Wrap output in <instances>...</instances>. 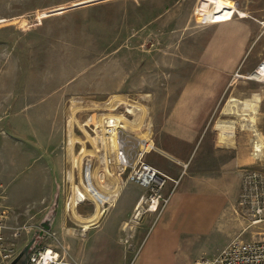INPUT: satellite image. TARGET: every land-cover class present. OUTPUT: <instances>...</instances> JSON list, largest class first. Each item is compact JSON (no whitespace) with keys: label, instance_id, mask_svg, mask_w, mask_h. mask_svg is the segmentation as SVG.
<instances>
[{"label":"rangeland","instance_id":"obj_1","mask_svg":"<svg viewBox=\"0 0 264 264\" xmlns=\"http://www.w3.org/2000/svg\"><path fill=\"white\" fill-rule=\"evenodd\" d=\"M206 1L0 0V208L7 212V241L18 252L55 203L62 213L66 205L67 213L77 210L73 201L66 204L76 187L63 178L64 171L85 184L87 164L105 182L110 177L103 175L105 167L119 170L106 162L113 161L115 146L105 135V121L115 119L124 131L153 138L157 123L180 98L189 71L184 64L221 32L210 24L218 17L207 15L213 4L207 9ZM231 1L245 13L231 19L250 30V39L230 73L220 104L228 107L218 118L241 120L246 126L240 131L259 146L255 162L244 169L255 175L257 192L251 190L244 205L239 197L234 227L243 240H261L264 67L254 69L264 59V0ZM190 41L196 46L184 48ZM238 103L255 108L239 113ZM87 201L89 210L92 200ZM50 233L40 246L54 242ZM225 242L215 236L205 255Z\"/></svg>","mask_w":264,"mask_h":264},{"label":"crops","instance_id":"obj_2","mask_svg":"<svg viewBox=\"0 0 264 264\" xmlns=\"http://www.w3.org/2000/svg\"><path fill=\"white\" fill-rule=\"evenodd\" d=\"M206 2L207 9L213 4L207 15L218 17L210 24L221 32L203 45L201 55L190 56L184 64L189 71L177 92L180 98L157 123L152 138L156 148L145 157L168 177L161 191L166 203L160 201L156 210L142 211L148 204L147 191L129 179L128 171L105 167L103 175L110 176L105 182L92 170L94 187L107 197L101 202L88 199L82 179L72 177L71 172L62 173L85 199H69L66 204L73 201L75 212L67 213L66 205L62 213L58 205L50 231L80 264H191L218 254L240 237L234 225L242 177L259 150L255 138L248 141L240 131L246 126L241 120H224L218 115L228 107L220 104L230 73L248 45L250 30L244 24L237 27L231 19L235 12L245 17L231 0ZM195 46L190 41L184 48ZM237 106L239 113L255 108L251 103ZM141 136L151 137L147 132ZM87 200H92L89 210ZM217 235L224 237L225 245L206 256L208 241Z\"/></svg>","mask_w":264,"mask_h":264},{"label":"built area","instance_id":"obj_3","mask_svg":"<svg viewBox=\"0 0 264 264\" xmlns=\"http://www.w3.org/2000/svg\"><path fill=\"white\" fill-rule=\"evenodd\" d=\"M264 59L261 61L263 62ZM105 135L113 139L115 144L113 161L111 157L106 158L107 163H115L123 173L128 171V177L132 181L141 185L146 191L145 201L148 202L147 209L150 210L153 204L158 206L159 202L166 203V198L161 191L166 184L168 177L157 168L146 161L147 153L154 151L156 146L151 138L139 137L131 132H126L121 123L115 119L105 121ZM91 164L84 168V180L90 179ZM254 174L243 173L242 190L240 192V205L247 204L249 193L257 190L253 183ZM251 195V194H250ZM0 190V205H1ZM261 207L257 206V211L261 212ZM6 210L0 208V264L10 262L18 253V249L13 242L7 241L6 232L9 229L6 220ZM13 235H16L14 233ZM49 237L55 244H46L34 248L27 260V264H80L71 257L67 248L60 243L54 233ZM191 264H264V239L243 240L239 237L232 239L221 251L212 257H200Z\"/></svg>","mask_w":264,"mask_h":264},{"label":"water","instance_id":"obj_4","mask_svg":"<svg viewBox=\"0 0 264 264\" xmlns=\"http://www.w3.org/2000/svg\"><path fill=\"white\" fill-rule=\"evenodd\" d=\"M57 204H54L53 210L39 223V229L34 231L30 240L22 246L17 255L8 264H27L30 252L39 244V240L44 237V233L51 228L52 221L56 215Z\"/></svg>","mask_w":264,"mask_h":264},{"label":"bare ground","instance_id":"obj_5","mask_svg":"<svg viewBox=\"0 0 264 264\" xmlns=\"http://www.w3.org/2000/svg\"><path fill=\"white\" fill-rule=\"evenodd\" d=\"M259 66H263L264 67V61L263 62H260V63H258L257 64V66L255 67V69H254V71H256V70H259L260 71V69H259ZM254 71H252V72H254ZM251 72V73H252ZM262 76H264V74L262 75ZM252 79H254V78H252ZM254 80H256V79H254ZM230 99H232V98H230ZM233 100V99H232ZM234 101V100H233ZM229 105V104H228ZM226 110V109H225ZM219 126H220V124H219ZM221 127V126H220ZM222 128V127H221ZM113 141V140H112ZM112 144H113V142H112ZM114 146H115V144H114ZM259 146H256V151L257 150H259V148H258ZM89 174H90V179H87V182H85V188H86V191H87V193L94 199V200H96L97 202H100V201H105L106 200V196L104 195V194H102L101 192H99L95 187H94V185H93V183H92V178L94 177V172L92 173V170H90V172H89ZM75 197H74V200L77 202V201H82V200H84L85 199V196H84V194L80 191V190H75ZM103 203V202H102ZM152 208H157L156 207V205L155 204H153L152 206H151V210H152ZM99 209V208H98ZM154 209V210H155Z\"/></svg>","mask_w":264,"mask_h":264}]
</instances>
